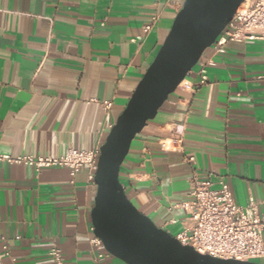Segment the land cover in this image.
Here are the masks:
<instances>
[{
	"label": "crops",
	"instance_id": "crops-1",
	"mask_svg": "<svg viewBox=\"0 0 264 264\" xmlns=\"http://www.w3.org/2000/svg\"><path fill=\"white\" fill-rule=\"evenodd\" d=\"M184 1L0 0V153L100 148ZM199 62L206 84L197 63L193 89L169 95L119 174L133 205L172 236L192 173L222 178L236 204L251 196L264 212V41L228 42L221 55L210 47ZM90 174L0 164L2 264H50L54 246L66 264H125L93 243Z\"/></svg>",
	"mask_w": 264,
	"mask_h": 264
},
{
	"label": "water",
	"instance_id": "water-1",
	"mask_svg": "<svg viewBox=\"0 0 264 264\" xmlns=\"http://www.w3.org/2000/svg\"><path fill=\"white\" fill-rule=\"evenodd\" d=\"M245 0H185L153 60L100 147L91 210L94 235L125 264H259L213 258L182 246L128 199L119 180L135 137L174 93Z\"/></svg>",
	"mask_w": 264,
	"mask_h": 264
},
{
	"label": "built area",
	"instance_id": "built-area-1",
	"mask_svg": "<svg viewBox=\"0 0 264 264\" xmlns=\"http://www.w3.org/2000/svg\"><path fill=\"white\" fill-rule=\"evenodd\" d=\"M158 19L157 15L152 17L143 32L149 33ZM247 40L264 41V0H245L211 47L215 54L221 55L225 53L228 42ZM198 64L201 86L206 84L207 78L205 64L199 61ZM260 78L264 80V75ZM177 88L191 91L193 84L185 78ZM102 105L105 110H109L112 104L105 101ZM99 155L100 148H68L57 157L0 153V164L26 166L37 172L48 168H67L71 181L86 166L91 171L89 180L94 182ZM188 162L194 164V157H190ZM188 184V198L176 206L185 217L181 230L173 237L182 246H189L200 255L224 260L264 262V212H260L255 199L250 196L244 205L236 204L228 184L222 178L213 179L211 175L199 177L192 173ZM93 243L104 249L97 237ZM3 248L6 250V247ZM48 255L50 264H66L58 247H52Z\"/></svg>",
	"mask_w": 264,
	"mask_h": 264
},
{
	"label": "rangeland",
	"instance_id": "rangeland-1",
	"mask_svg": "<svg viewBox=\"0 0 264 264\" xmlns=\"http://www.w3.org/2000/svg\"><path fill=\"white\" fill-rule=\"evenodd\" d=\"M253 262H256V263H259V264H261V262H260V261H253Z\"/></svg>",
	"mask_w": 264,
	"mask_h": 264
}]
</instances>
